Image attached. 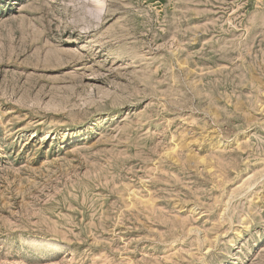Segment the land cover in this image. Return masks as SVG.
<instances>
[{
	"label": "rangeland",
	"instance_id": "1",
	"mask_svg": "<svg viewBox=\"0 0 264 264\" xmlns=\"http://www.w3.org/2000/svg\"><path fill=\"white\" fill-rule=\"evenodd\" d=\"M0 264H264V0H0Z\"/></svg>",
	"mask_w": 264,
	"mask_h": 264
}]
</instances>
